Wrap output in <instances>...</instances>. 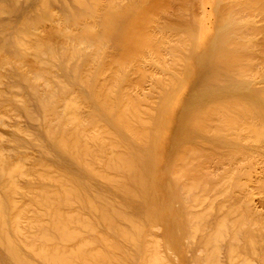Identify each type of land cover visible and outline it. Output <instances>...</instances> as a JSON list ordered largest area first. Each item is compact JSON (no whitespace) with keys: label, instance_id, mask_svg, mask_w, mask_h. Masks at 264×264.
<instances>
[{"label":"bare ground","instance_id":"1","mask_svg":"<svg viewBox=\"0 0 264 264\" xmlns=\"http://www.w3.org/2000/svg\"><path fill=\"white\" fill-rule=\"evenodd\" d=\"M0 264H264V0H0Z\"/></svg>","mask_w":264,"mask_h":264}]
</instances>
